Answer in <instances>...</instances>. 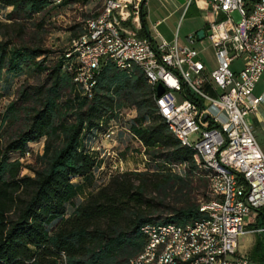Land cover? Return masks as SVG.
I'll return each mask as SVG.
<instances>
[{"label":"trees","instance_id":"trees-1","mask_svg":"<svg viewBox=\"0 0 264 264\" xmlns=\"http://www.w3.org/2000/svg\"><path fill=\"white\" fill-rule=\"evenodd\" d=\"M71 1L0 0V10L9 7L6 21H0V82L24 69L36 78L15 87L0 117V127L6 124L0 136V264H133L146 224L203 218L198 193L208 188L209 195L208 170L199 168V152L183 144L159 114L153 86L140 68L105 59L87 94L74 80V68L73 74L68 69L76 57L71 48L48 61L54 50L22 35L41 29L57 6ZM144 4L138 35L147 32ZM125 106L136 111L129 131L141 143L145 160L156 166L110 174L67 212L77 194L72 179L89 180L99 166L93 139L109 131ZM41 138L38 165L28 166L34 174L19 175V157ZM173 164L182 165V171ZM257 210L256 225L262 226L264 211ZM245 254L253 264H264V231L255 234Z\"/></svg>","mask_w":264,"mask_h":264},{"label":"built area","instance_id":"built-area-1","mask_svg":"<svg viewBox=\"0 0 264 264\" xmlns=\"http://www.w3.org/2000/svg\"><path fill=\"white\" fill-rule=\"evenodd\" d=\"M142 1L109 0L88 17L80 38H91V46L74 41L69 48L77 49V56L68 69L73 74L75 59H82V88L90 94L108 54H119V62L123 54L140 58L154 74L162 110L195 151L204 149L205 157L223 168L221 176L207 173L209 195L199 207L206 218V254L186 257V264H249L248 256L237 252V241L247 232L264 231V225H249L250 216L264 206V149L247 120L264 100V92H253L264 71V0H205L204 35L193 31L182 41L138 35ZM193 1L185 0L184 9ZM207 47L215 59L211 69L200 56ZM239 57L241 66L232 67ZM158 83L164 86L160 95ZM183 235L193 237V231L178 234V242ZM145 238L142 252L157 243L150 234Z\"/></svg>","mask_w":264,"mask_h":264},{"label":"rangeland","instance_id":"rangeland-1","mask_svg":"<svg viewBox=\"0 0 264 264\" xmlns=\"http://www.w3.org/2000/svg\"><path fill=\"white\" fill-rule=\"evenodd\" d=\"M165 6H159L158 1L153 7H157L156 10L159 15L167 14L174 5L179 2H185V0H167ZM173 3V4H172ZM103 0H75L68 3H64L57 6L49 15L45 18L41 24V29H29L28 32L22 35L28 39H40L42 43L54 50V52L48 55V61L56 58L64 49L71 46L74 37L77 34H81L84 30L85 21L88 17L96 14L102 9ZM9 10H0V21H6L4 13ZM182 8H178L169 15L163 25L176 24L180 15H182L181 21L183 26L189 23H193L199 20H207L205 8L198 10L190 9L188 13L182 12ZM3 26L0 25V30ZM200 56L208 64L209 69L215 65V59L213 56V50L211 47H207L206 50H201ZM241 58H237L232 67L239 68L241 66ZM29 81L35 80V76L27 69H24L21 73L11 75L10 77H4L0 82V117L8 101L13 98L15 87L23 80ZM264 90V71L258 80L255 93ZM136 113L135 109L130 106H125L118 114L117 120H111V127L108 132L97 134L96 139H93L92 146L98 153L99 166L94 169V173L89 180H83L78 177H74L72 180L77 186V194L73 197L72 201L67 204V212H70L74 204L81 201L90 192H92L97 186L107 180L110 174L115 172H121L130 169H144L149 167H155V163L145 160L146 156L143 155V147L139 140L132 135L129 131V124L132 116ZM6 124L0 127V136L3 135ZM30 151L26 152L23 156L19 157L22 162L19 175L30 174L34 172L28 166H37L36 154H40L43 149V138L37 141L29 143ZM179 172L182 171L183 166L176 164ZM160 167H165L161 164ZM198 189H200V181H198ZM153 194V193H150ZM208 198L207 193L202 195L198 193V200L200 202L205 201ZM167 200V199H166ZM163 202H167V201ZM160 214L165 215V209L161 208L158 211ZM255 241V233L247 232L239 236L237 241V252L246 253L249 251ZM249 264H253L250 261Z\"/></svg>","mask_w":264,"mask_h":264},{"label":"bare ground","instance_id":"bare-ground-1","mask_svg":"<svg viewBox=\"0 0 264 264\" xmlns=\"http://www.w3.org/2000/svg\"><path fill=\"white\" fill-rule=\"evenodd\" d=\"M58 0H55L57 2ZM109 0H103V7L107 6ZM84 37V35L82 36ZM79 46H91V38H80ZM73 41V42H74ZM77 56V49H72ZM107 59L112 60L118 66L126 67L130 63H135L140 70L145 74L150 85L154 86V74L151 70H145L144 65L141 64L140 58L136 54H123L121 62H119V54H108ZM100 67V66H99ZM99 69V68H98ZM75 78L74 80L82 85V59H75L74 66ZM159 114L167 121L172 132L177 138L186 146L195 149V145L189 142L184 133H180L173 118L163 111L160 102L154 97ZM202 162L199 168L207 169L208 174L214 176L223 175V168L212 163L205 157L204 149H196ZM208 178V177H207ZM205 202H202V207ZM206 226V218H200L187 224L176 223H149L141 228L142 232L157 237V243H152L146 251L140 252L139 255L132 261L133 264H165L170 261V264H186V257L203 256L206 254V231L203 227ZM175 231L177 234H175ZM187 231H193L192 235H183L178 242V234H187ZM140 258V259H139Z\"/></svg>","mask_w":264,"mask_h":264},{"label":"crops","instance_id":"crops-1","mask_svg":"<svg viewBox=\"0 0 264 264\" xmlns=\"http://www.w3.org/2000/svg\"><path fill=\"white\" fill-rule=\"evenodd\" d=\"M160 6L163 5L165 6V3H167V0H145V27L147 32L142 35V36H150L154 39H164L167 41H171L173 40L175 37L178 38V40L182 41L184 39V36L187 33L190 32H197L199 29L203 28L204 30H206V21H201V20H197L193 23H189L183 26V23L181 21L182 15H180L177 23L174 25H163V22L165 21V19L172 14L173 11L177 10L178 8H182L183 11L188 13L190 9L193 10H198L201 8L203 9L205 7V0H194L191 4H189L185 9H184V4L185 2H179L178 4L174 5L173 9H171L167 14L165 15H159L157 13V7H153L154 4L156 3ZM173 4V3H172ZM196 46L201 47L200 42L196 43ZM203 50V49H201ZM206 50V49H204ZM201 52V51H200ZM207 64V63H206ZM208 66V64H207ZM260 79V78H259ZM258 82V81H257ZM256 82V84H257ZM255 84V87H256ZM254 87V90H255ZM253 90V92H254ZM263 91L255 93V94H261L263 93ZM247 120L253 125L254 128V134L255 137L258 141V143L260 144V146L264 149V100L257 106L256 110H254L253 112H250L247 115ZM144 155V154H143ZM264 211V206L261 207ZM258 216L259 219H261L260 215L258 214V210L256 211L255 214L250 216V222L249 225L250 226H258L257 224V220H258ZM253 233H258V232H253Z\"/></svg>","mask_w":264,"mask_h":264},{"label":"water","instance_id":"water-1","mask_svg":"<svg viewBox=\"0 0 264 264\" xmlns=\"http://www.w3.org/2000/svg\"><path fill=\"white\" fill-rule=\"evenodd\" d=\"M198 37L201 38L204 35V29L201 28L197 31ZM164 90V86L162 83H158L156 86V93L157 95H160Z\"/></svg>","mask_w":264,"mask_h":264}]
</instances>
